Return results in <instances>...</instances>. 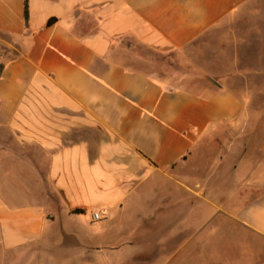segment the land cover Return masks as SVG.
I'll return each mask as SVG.
<instances>
[{"label": "crops", "instance_id": "crops-1", "mask_svg": "<svg viewBox=\"0 0 264 264\" xmlns=\"http://www.w3.org/2000/svg\"><path fill=\"white\" fill-rule=\"evenodd\" d=\"M257 1L27 0L26 18V0H0V264L41 247L54 258L30 264H185L200 249L223 264L226 240L242 249L224 264H264V134L247 130L244 95L254 71L241 54L216 73L197 49L245 47L244 23L264 21ZM190 47L192 68L217 80L203 92L160 77ZM223 162L231 184L219 186ZM217 187L256 191L226 192L234 212L199 219Z\"/></svg>", "mask_w": 264, "mask_h": 264}, {"label": "rangeland", "instance_id": "rangeland-1", "mask_svg": "<svg viewBox=\"0 0 264 264\" xmlns=\"http://www.w3.org/2000/svg\"><path fill=\"white\" fill-rule=\"evenodd\" d=\"M257 3L261 4L264 3V0H258ZM259 18V17H258ZM243 35L244 39H247V44L243 45L245 47H241L242 45L237 46H228L224 45L221 42H219L218 39H208L201 41L200 43H197V49L198 52L202 55V57L207 61V59L213 60L215 66L214 70L216 73H222L225 72V63L227 60L228 63L233 64L236 63V56L241 55L240 57L243 58V62L245 63V66L248 67L249 70H253L252 72L254 77H252L251 85L248 87L247 94H244L248 97L249 100V116L251 117L248 124V131L253 132V138L257 139V136H262L264 134V129L262 130L263 125H258L257 122L262 118L264 119V21L259 26H256L253 22H251V19L244 23ZM204 42V43H202ZM192 47L189 48L188 52H186L182 56H173L169 59H166L162 62L163 69H166L165 71L160 73V77L166 78H178L179 80L184 79V85L189 87L192 90L203 92L204 87L206 85L210 84V81H217L213 78H209L208 76H203L196 72L195 69L192 68L193 65V55H192ZM226 51V54L225 52ZM238 51V52H236ZM243 56V57H242ZM244 67V66H243ZM227 69H229L227 67ZM258 70V72H256ZM251 78V77H250ZM223 79L222 77H218V80ZM240 83L235 84L234 87L240 88ZM264 138V137H262ZM253 139V140H254ZM222 140V138H221ZM218 142V146L216 148V154L217 157L221 154L224 159L225 153V147L224 143L225 141ZM252 140V139H251ZM255 142V140H254ZM214 151V148H211L207 156L202 157L204 160H211L212 158V152ZM216 157V158H217ZM256 155L254 156V159H256ZM211 165L214 166V161H211ZM204 166H207V163L205 162ZM225 162H223L220 166V177L223 178L221 180L220 178L217 179L215 182L217 185H230L231 181L224 178L223 176L226 173V167ZM202 167V166H201ZM191 177H193V174H190ZM206 176V177H205ZM197 177L201 180L208 177L207 171H202L197 173ZM215 197L211 199L212 205L209 206L206 210L202 209L197 210L195 215H198V218H203V215H212L217 211H230L234 212L233 208H236V206L233 203H226V199L224 198L226 192L232 193V194H246L249 192V194L252 196V194L256 191L255 189H242V188H236V187H217L213 189ZM206 193H204L205 195ZM247 196V194H246ZM206 198H209V195H206ZM185 205V204H183ZM180 205V211L185 213V206ZM185 209V210H184ZM197 218V220H199ZM63 221V220H62ZM195 222V221H193ZM216 226L218 229H221L222 231H225L227 233L228 231L233 230V225L226 223V221L222 218H219L216 220ZM244 238V237H242ZM208 238H206L207 240ZM223 241L225 239L224 236L218 237V240ZM234 240H240V237H235ZM242 240V239H241ZM251 248H257V243L252 242ZM236 244L240 245V241H238ZM235 244V245H236ZM232 246V244L229 246V240L224 241V244L221 245V252L222 255L228 256L231 259L224 260V263L227 262H237L240 257V251L242 249L241 245L236 247ZM228 246V247H227ZM210 251L203 252V249H200L199 251H190L186 254V261L185 264H215V261L208 260V256ZM36 256L37 259H41L42 261H51L54 258V251L51 248H44L41 247L40 249H34L30 252L18 255L15 252H11L8 254V262L9 264H30L33 257ZM129 264V263H127Z\"/></svg>", "mask_w": 264, "mask_h": 264}, {"label": "built area", "instance_id": "built-area-1", "mask_svg": "<svg viewBox=\"0 0 264 264\" xmlns=\"http://www.w3.org/2000/svg\"><path fill=\"white\" fill-rule=\"evenodd\" d=\"M104 218H105V215H103V214H102L101 212H99V211L94 212L93 215H92V219H93V221H95V222L101 221V220H103Z\"/></svg>", "mask_w": 264, "mask_h": 264}, {"label": "trees", "instance_id": "trees-1", "mask_svg": "<svg viewBox=\"0 0 264 264\" xmlns=\"http://www.w3.org/2000/svg\"><path fill=\"white\" fill-rule=\"evenodd\" d=\"M25 7H26V18H27V15H28V13H27V0H26V6ZM3 69H4V65L0 64V77H1V74L3 72ZM75 212L79 213L80 211L76 210Z\"/></svg>", "mask_w": 264, "mask_h": 264}, {"label": "water", "instance_id": "water-1", "mask_svg": "<svg viewBox=\"0 0 264 264\" xmlns=\"http://www.w3.org/2000/svg\"><path fill=\"white\" fill-rule=\"evenodd\" d=\"M213 82H215V81H213Z\"/></svg>", "mask_w": 264, "mask_h": 264}]
</instances>
